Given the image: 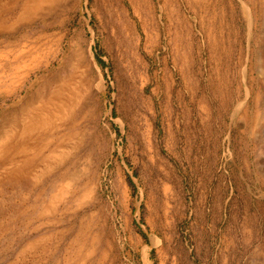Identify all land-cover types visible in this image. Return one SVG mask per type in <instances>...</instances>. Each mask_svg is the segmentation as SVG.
<instances>
[{
	"label": "rangeland",
	"instance_id": "obj_1",
	"mask_svg": "<svg viewBox=\"0 0 264 264\" xmlns=\"http://www.w3.org/2000/svg\"><path fill=\"white\" fill-rule=\"evenodd\" d=\"M41 4L1 21L0 137L71 109L27 168L0 153V264H264V0Z\"/></svg>",
	"mask_w": 264,
	"mask_h": 264
},
{
	"label": "bare ground",
	"instance_id": "obj_2",
	"mask_svg": "<svg viewBox=\"0 0 264 264\" xmlns=\"http://www.w3.org/2000/svg\"><path fill=\"white\" fill-rule=\"evenodd\" d=\"M7 1L9 2L7 3V5L10 4L9 6L5 8H2L3 6L0 7V22L4 20L2 19L3 17L9 18V16L12 15L13 11L14 14L17 13L20 14L21 16H24L27 15L29 12H31L32 8L33 10L34 9L38 10L42 5L41 2L47 0H7ZM12 1L14 2L12 3ZM17 8L18 10L16 11ZM3 22H1L0 26L3 24ZM42 51H44L43 47L38 44L31 45L26 50L21 49L17 53V56L12 59L13 61L11 60V63L15 62L17 64H14L13 66H10L8 68L5 77L13 76V75L15 76L19 69H21L22 67L23 69L24 67H27L24 65V63L26 62L33 63ZM35 68L38 69L39 68L38 65H36L32 69ZM61 93L62 92H60L59 89L50 93L49 97L47 98L41 96L38 97L37 99L35 98L36 101L34 103L32 102L31 104H27L25 108H22L19 111L18 116L12 119L11 124L9 125V128H11L12 130H5L2 133V136L0 137V153L7 152L3 157L6 159L4 160L5 162L14 164L19 156H23L24 160H22V157L20 159V162L22 163L21 166L27 168L30 162L25 156L26 153L32 152L33 154L39 155L49 150L48 146H50V143L49 142L47 143L41 137H45L44 136L45 131L48 130L49 128L52 129L53 125H55V122L57 120L63 119L67 115L69 116L70 114L69 110L71 109V106L70 104L68 105V103L65 102L66 99H64V96L61 95ZM55 129L58 130L57 127ZM56 147H60V145L58 144V146L56 145ZM52 148L54 149L55 147L53 146ZM53 149L52 152L57 150V149L54 150Z\"/></svg>",
	"mask_w": 264,
	"mask_h": 264
}]
</instances>
